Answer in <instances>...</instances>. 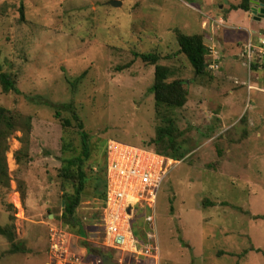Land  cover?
I'll return each mask as SVG.
<instances>
[{"label":"rangeland","instance_id":"rangeland-1","mask_svg":"<svg viewBox=\"0 0 264 264\" xmlns=\"http://www.w3.org/2000/svg\"><path fill=\"white\" fill-rule=\"evenodd\" d=\"M112 1L0 0V63L19 89L0 84V105L16 117L0 137V226L28 249L11 252L0 233V263L46 264L51 227L67 229L64 137L80 147L69 106L91 137V177L110 140L157 148L155 64L134 54L151 52L188 90L186 104L171 111L169 152L184 156H170L179 163L157 201L159 264H264V15L231 10L241 0ZM179 32L202 35L205 74L180 52ZM93 183L75 213L91 248L101 244L94 224L103 207L95 195L103 184Z\"/></svg>","mask_w":264,"mask_h":264},{"label":"built area","instance_id":"built-area-1","mask_svg":"<svg viewBox=\"0 0 264 264\" xmlns=\"http://www.w3.org/2000/svg\"><path fill=\"white\" fill-rule=\"evenodd\" d=\"M259 42L264 44V39ZM253 46L249 41L248 48ZM178 163L153 148L110 140L106 146V195L94 224L99 227L95 230L101 244L88 246L84 226L83 235L51 227L46 264H105L99 251L108 254L107 249L113 251L108 255L117 264H159L157 201ZM140 224L145 228V242L135 233Z\"/></svg>","mask_w":264,"mask_h":264},{"label":"trees","instance_id":"trees-1","mask_svg":"<svg viewBox=\"0 0 264 264\" xmlns=\"http://www.w3.org/2000/svg\"><path fill=\"white\" fill-rule=\"evenodd\" d=\"M264 4V0H258ZM252 8V0H241L238 4L231 5V10L250 11ZM21 15L23 16V5L20 7ZM180 52L185 54L188 61L196 75H203L207 72L209 63L206 56L208 55V47L204 43L203 37L200 34H185L179 32L177 35ZM135 56L140 57L144 62L155 64L154 83L151 86V91L155 97V105L157 113L162 117L163 125L157 129L156 137L151 140L157 148L156 151L172 156L176 159L183 157L184 154H175L169 152V149L175 146L177 126L175 118L172 115V109L182 108L188 100V90L184 82L180 79L169 80L172 76V70L167 65L158 63L160 57L156 53H134ZM0 84L4 92H19L15 80L12 79L2 69L0 63ZM61 107H55V116L61 118ZM71 112L72 118L75 120L77 132L80 140V147H76L73 143L64 137L62 150L70 152L71 157L64 158L59 176L62 179L63 185L69 184L72 191H66L64 188L62 201V215L61 218L67 224V230L78 235L85 234V230L80 221L75 217L76 210L82 201L83 194L87 189L90 180H94L95 186L100 182L103 184L95 192L96 196L105 199L106 195V148L103 158L100 163H97L101 173L95 176L88 175L86 166L91 159L93 147L89 133L84 129L83 121L77 114L73 106L68 109ZM64 127L72 125L69 118L61 119ZM16 127V117L12 111L0 105V137L7 138ZM151 148V147H150ZM178 157V158H177ZM93 183V184H94ZM142 223V222H141ZM144 225L140 224L135 233L137 237L145 242ZM0 233L4 234L11 241V252H27L28 249L23 246L21 242H15V235L12 231L0 226ZM183 242V241H182ZM185 244V243H184ZM186 245V244H185Z\"/></svg>","mask_w":264,"mask_h":264},{"label":"water","instance_id":"water-1","mask_svg":"<svg viewBox=\"0 0 264 264\" xmlns=\"http://www.w3.org/2000/svg\"><path fill=\"white\" fill-rule=\"evenodd\" d=\"M257 3V2H255ZM112 5L114 6H119L121 5L120 1L114 0L112 1ZM252 12L254 14H260V15H264V4H261L260 7H252ZM257 18V17H256ZM99 255L101 256L102 260L104 261L105 264H117L116 262H114L112 260V257L106 253H103L101 251H99Z\"/></svg>","mask_w":264,"mask_h":264},{"label":"crops","instance_id":"crops-1","mask_svg":"<svg viewBox=\"0 0 264 264\" xmlns=\"http://www.w3.org/2000/svg\"><path fill=\"white\" fill-rule=\"evenodd\" d=\"M260 7V6H259Z\"/></svg>","mask_w":264,"mask_h":264}]
</instances>
